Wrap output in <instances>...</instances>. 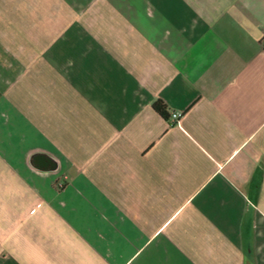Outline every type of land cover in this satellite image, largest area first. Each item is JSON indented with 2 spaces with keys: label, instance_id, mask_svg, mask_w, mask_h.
<instances>
[{
  "label": "crops",
  "instance_id": "0c3cea01",
  "mask_svg": "<svg viewBox=\"0 0 264 264\" xmlns=\"http://www.w3.org/2000/svg\"><path fill=\"white\" fill-rule=\"evenodd\" d=\"M263 39L264 0H0V264H264Z\"/></svg>",
  "mask_w": 264,
  "mask_h": 264
},
{
  "label": "trees",
  "instance_id": "16d2710c",
  "mask_svg": "<svg viewBox=\"0 0 264 264\" xmlns=\"http://www.w3.org/2000/svg\"><path fill=\"white\" fill-rule=\"evenodd\" d=\"M154 108L157 112H159L164 118L169 119V114L167 111L166 105L162 101H157L154 104Z\"/></svg>",
  "mask_w": 264,
  "mask_h": 264
},
{
  "label": "built area",
  "instance_id": "2783aa9c",
  "mask_svg": "<svg viewBox=\"0 0 264 264\" xmlns=\"http://www.w3.org/2000/svg\"><path fill=\"white\" fill-rule=\"evenodd\" d=\"M263 44H264V39H263ZM182 117L181 113H172L169 117V122L174 125L178 124L180 122V119Z\"/></svg>",
  "mask_w": 264,
  "mask_h": 264
}]
</instances>
